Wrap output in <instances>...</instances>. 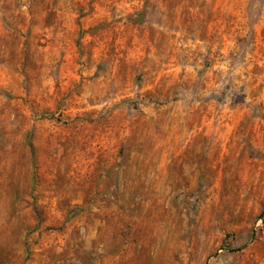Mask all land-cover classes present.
Wrapping results in <instances>:
<instances>
[{"label":"rangeland","instance_id":"1","mask_svg":"<svg viewBox=\"0 0 264 264\" xmlns=\"http://www.w3.org/2000/svg\"><path fill=\"white\" fill-rule=\"evenodd\" d=\"M0 264H264V0H0Z\"/></svg>","mask_w":264,"mask_h":264}]
</instances>
